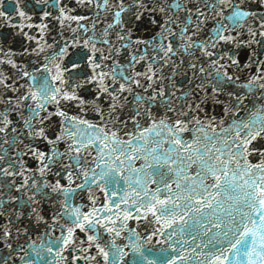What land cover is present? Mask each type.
Instances as JSON below:
<instances>
[{
	"label": "snow or ice",
	"instance_id": "snow-or-ice-1",
	"mask_svg": "<svg viewBox=\"0 0 264 264\" xmlns=\"http://www.w3.org/2000/svg\"><path fill=\"white\" fill-rule=\"evenodd\" d=\"M0 264H264V0H0Z\"/></svg>",
	"mask_w": 264,
	"mask_h": 264
}]
</instances>
